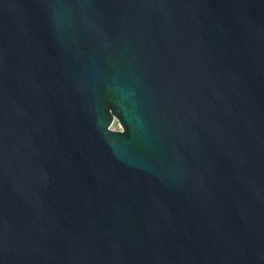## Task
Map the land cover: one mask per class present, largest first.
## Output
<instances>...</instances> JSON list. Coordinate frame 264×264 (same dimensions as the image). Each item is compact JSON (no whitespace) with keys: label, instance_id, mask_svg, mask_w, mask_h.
Instances as JSON below:
<instances>
[{"label":"water","instance_id":"obj_1","mask_svg":"<svg viewBox=\"0 0 264 264\" xmlns=\"http://www.w3.org/2000/svg\"><path fill=\"white\" fill-rule=\"evenodd\" d=\"M0 264H264V0H0Z\"/></svg>","mask_w":264,"mask_h":264},{"label":"rangeland","instance_id":"obj_2","mask_svg":"<svg viewBox=\"0 0 264 264\" xmlns=\"http://www.w3.org/2000/svg\"><path fill=\"white\" fill-rule=\"evenodd\" d=\"M112 128H119V123L115 120L114 123L112 124Z\"/></svg>","mask_w":264,"mask_h":264}]
</instances>
